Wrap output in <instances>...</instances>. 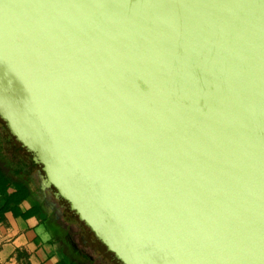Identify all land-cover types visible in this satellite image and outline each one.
<instances>
[{"label":"water","instance_id":"water-1","mask_svg":"<svg viewBox=\"0 0 264 264\" xmlns=\"http://www.w3.org/2000/svg\"><path fill=\"white\" fill-rule=\"evenodd\" d=\"M0 119L118 264H264V0H0Z\"/></svg>","mask_w":264,"mask_h":264},{"label":"crops","instance_id":"crops-1","mask_svg":"<svg viewBox=\"0 0 264 264\" xmlns=\"http://www.w3.org/2000/svg\"><path fill=\"white\" fill-rule=\"evenodd\" d=\"M39 173L0 119V264H114L77 219L64 217L52 191L47 198L56 208L48 210L39 197Z\"/></svg>","mask_w":264,"mask_h":264},{"label":"flooded vegetation","instance_id":"flooded-vegetation-1","mask_svg":"<svg viewBox=\"0 0 264 264\" xmlns=\"http://www.w3.org/2000/svg\"><path fill=\"white\" fill-rule=\"evenodd\" d=\"M61 206H63L62 208V211H63V214H64V217H67V216H72L74 217L75 219H77L73 213H71L68 209H67V206L64 202L61 201ZM78 220V219H77ZM79 221V220H78ZM81 223V222H79ZM81 225L84 227L85 231H87L89 233V235L91 237H93L95 239V237L93 236V234L89 231V229L87 227H85L82 223ZM85 241V240H84ZM96 243H98L99 245H101L96 239H95ZM108 253V252H107ZM109 254V253H108ZM111 256V254H109ZM112 257V256H111ZM113 259V258H112ZM114 261V260H113ZM114 264H118L116 261L113 262Z\"/></svg>","mask_w":264,"mask_h":264},{"label":"trees","instance_id":"trees-1","mask_svg":"<svg viewBox=\"0 0 264 264\" xmlns=\"http://www.w3.org/2000/svg\"><path fill=\"white\" fill-rule=\"evenodd\" d=\"M4 212V209H2L1 211H0V220H2L3 219V216H2V213ZM80 222V221H79ZM82 223V222H81ZM83 224V223H82ZM104 248V247H103ZM105 249V248H104ZM110 254V253H109Z\"/></svg>","mask_w":264,"mask_h":264}]
</instances>
